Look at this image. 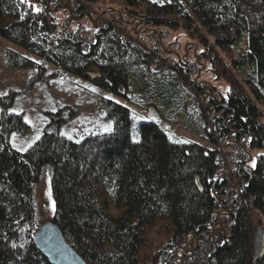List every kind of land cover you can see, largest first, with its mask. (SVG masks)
Segmentation results:
<instances>
[{
    "label": "trees",
    "instance_id": "1",
    "mask_svg": "<svg viewBox=\"0 0 264 264\" xmlns=\"http://www.w3.org/2000/svg\"><path fill=\"white\" fill-rule=\"evenodd\" d=\"M50 1L72 13L84 9ZM119 1L123 18L160 36L182 30L194 40L195 58L224 82L223 91L191 80L196 61L168 65L164 58L150 82L143 69L163 51L159 42L148 48L125 34L118 14L112 22L100 19L90 38L58 32L46 1L35 11L25 0H0V37L25 51L7 48L8 68L41 71L51 64L126 100L135 90L165 110L177 106L181 90L173 81L180 82L190 87L198 112L183 107L175 115L188 126L195 125L189 113L200 117L196 133L216 148L172 139L156 120L107 100L111 131L79 141L61 136L64 114L57 110L40 139L20 152L9 136L29 126L7 110L12 97L0 100V264H50L35 242L34 190L47 170L49 221L86 264H141L145 230L159 220L171 227L155 254L159 264H250L252 208L262 216L263 238L251 264H264V0ZM225 147L231 152H221ZM251 151H260L255 166ZM109 202L121 210L117 215ZM188 248L195 249L186 254Z\"/></svg>",
    "mask_w": 264,
    "mask_h": 264
},
{
    "label": "rangeland",
    "instance_id": "2",
    "mask_svg": "<svg viewBox=\"0 0 264 264\" xmlns=\"http://www.w3.org/2000/svg\"><path fill=\"white\" fill-rule=\"evenodd\" d=\"M25 1L35 11L45 9L43 4L46 1L44 5H46L47 14L53 19L58 32L66 30L77 31L87 38H90L94 30L97 29L100 19L112 22L118 14L120 19H122L121 26L125 34L137 38L139 42L147 45L148 48L155 40L163 48V51L159 53L160 55L154 57L150 64L143 69L144 72L142 71L145 75L149 74L146 77L150 82L154 79V73L160 70H157L158 62L167 58L164 64L168 65H172L174 60H183L185 62L187 60L189 63L196 61V65H198L194 67L196 74L191 77V80L197 85H206L205 88L208 87L210 91L211 89L221 90L225 85L223 81L215 78L206 62H198V58H195L198 47L193 49L195 41L187 38L182 30L167 32L164 36L157 35L155 29L136 24L133 19L123 18L121 13L123 11L122 5L119 0H94L92 2L69 0L74 5L79 4L84 7L79 14L67 10L66 5H52L50 0ZM86 11L90 12L88 17L84 16ZM7 48H12L22 53L25 51L20 46L0 37V100L7 101L12 97L11 104L7 110L11 113L22 114L24 122L29 126L28 130L13 131L9 136L10 145L20 152L27 151L33 143L40 139L37 140L36 137L42 136L46 125L50 122V114L57 110H62L64 114V121L59 125V134L61 136L79 141L86 135L111 131L113 120L107 117V100L126 105L132 112L145 120H156L158 125L172 139L184 138L185 140L204 144L209 148H216V146L200 139L196 133L197 126L203 124L200 117L198 118L189 113L195 125L192 123L188 126L185 120L175 115V112L182 111L183 107L187 111L194 112V114L198 112V108L193 104H196V102L193 100L192 91H188L190 87L186 86L182 89L180 82L173 81L178 94L179 89L181 90L178 98H176L177 106L173 105L165 110L157 104L151 103L135 90H131L128 93L131 99L126 100L124 97L111 94L84 79L65 73L51 64H46L41 71L39 69L25 68L10 69L7 66L5 57ZM26 55L34 59L30 54L27 53ZM1 110L2 105L0 102V112ZM231 150L225 147L221 149V152L226 153L231 152ZM258 152L260 151H251L250 154L254 158L252 157L253 160L249 164L253 165L255 163V157ZM34 197L35 221L38 226H41L51 219L54 212L50 172L48 170L43 173L39 183L36 185ZM109 209L113 215H117L121 211L115 208L111 202H109ZM262 225V216L256 209L252 208V235L255 229ZM170 230L171 227L168 220H159L154 225L146 228V242L141 248L140 255L141 264H159L158 256L155 254L167 241ZM193 249L195 248H188L185 253L189 254V252L194 251ZM252 260L251 250L248 263L251 264Z\"/></svg>",
    "mask_w": 264,
    "mask_h": 264
},
{
    "label": "water",
    "instance_id": "3",
    "mask_svg": "<svg viewBox=\"0 0 264 264\" xmlns=\"http://www.w3.org/2000/svg\"><path fill=\"white\" fill-rule=\"evenodd\" d=\"M263 228L258 226L252 235V255L257 258L262 249ZM35 242L50 264H86L65 241L59 228L47 221L35 234Z\"/></svg>",
    "mask_w": 264,
    "mask_h": 264
},
{
    "label": "flooded vegetation",
    "instance_id": "4",
    "mask_svg": "<svg viewBox=\"0 0 264 264\" xmlns=\"http://www.w3.org/2000/svg\"><path fill=\"white\" fill-rule=\"evenodd\" d=\"M210 238H212L211 236H210ZM215 240V242H216V240H219V237H216V239H214ZM194 244V240L192 239V242H191V247H193L192 245Z\"/></svg>",
    "mask_w": 264,
    "mask_h": 264
},
{
    "label": "snow or ice",
    "instance_id": "5",
    "mask_svg": "<svg viewBox=\"0 0 264 264\" xmlns=\"http://www.w3.org/2000/svg\"><path fill=\"white\" fill-rule=\"evenodd\" d=\"M39 138H40L39 136L36 137L37 140H38ZM253 166H255V164H253ZM13 246L15 247V245H13Z\"/></svg>",
    "mask_w": 264,
    "mask_h": 264
}]
</instances>
